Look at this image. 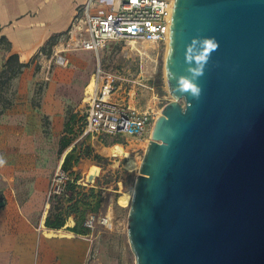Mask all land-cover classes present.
I'll return each mask as SVG.
<instances>
[{"label": "water", "instance_id": "95a60500", "mask_svg": "<svg viewBox=\"0 0 264 264\" xmlns=\"http://www.w3.org/2000/svg\"><path fill=\"white\" fill-rule=\"evenodd\" d=\"M165 80L127 214L135 264H264V0H173Z\"/></svg>", "mask_w": 264, "mask_h": 264}, {"label": "crops", "instance_id": "0c3cea01", "mask_svg": "<svg viewBox=\"0 0 264 264\" xmlns=\"http://www.w3.org/2000/svg\"><path fill=\"white\" fill-rule=\"evenodd\" d=\"M86 2L0 0V37L9 43L7 57L16 55L28 65L15 78L17 100L0 117V264H71L80 256L73 252L74 238L50 237L40 225L53 171L69 148L65 138L80 126L74 77L66 67L44 80L31 61L68 29ZM75 60L69 55V62ZM49 150L59 153L56 166Z\"/></svg>", "mask_w": 264, "mask_h": 264}, {"label": "rangeland", "instance_id": "374dc122", "mask_svg": "<svg viewBox=\"0 0 264 264\" xmlns=\"http://www.w3.org/2000/svg\"><path fill=\"white\" fill-rule=\"evenodd\" d=\"M51 44L44 49L48 50ZM138 45L148 47L149 59L143 60L140 53L130 50L128 44L119 42L108 43L98 52L69 53L76 57L74 62H69L67 69L74 77L72 91L79 102V125L85 112L84 91L90 86L92 75L98 67L120 78L122 88L118 94L125 99L128 93L131 94V101L136 107L147 110L154 119L165 105L173 101L165 80L166 46ZM8 50L9 43L0 37V73L5 68ZM0 95L13 102L17 100L15 78L0 88ZM180 104L183 102L180 101ZM80 127L70 138H65L69 148L59 160V166H62L69 154L65 168L61 167L68 178L67 197L49 201L40 223L43 233H48L50 237L76 240L77 248H73V252H80V256L71 264H135L127 237V214L134 181L146 151L144 143L149 130L142 137L127 142H112L107 138L101 142L90 136H82ZM50 152L54 155L51 157L50 153L49 158L56 166L59 153ZM57 170L55 167L53 176ZM46 215L52 223L63 221L62 229L45 232L44 229H48L44 224ZM88 217H107L111 226L86 224Z\"/></svg>", "mask_w": 264, "mask_h": 264}, {"label": "built area", "instance_id": "2783aa9c", "mask_svg": "<svg viewBox=\"0 0 264 264\" xmlns=\"http://www.w3.org/2000/svg\"><path fill=\"white\" fill-rule=\"evenodd\" d=\"M173 0H87L73 18L68 29L48 50L40 49L32 58V65L44 73V80L55 68H66L69 53L98 52L108 43L119 42L166 46L169 40ZM139 53V52H138ZM96 86L91 93L84 91V110L80 131L82 136L103 141L123 142L142 137L151 127L154 117L131 101L121 97L120 78L99 67L92 75ZM68 178L58 167L51 179L46 202L67 197ZM111 226L107 217H88L86 224Z\"/></svg>", "mask_w": 264, "mask_h": 264}, {"label": "trees", "instance_id": "16d2710c", "mask_svg": "<svg viewBox=\"0 0 264 264\" xmlns=\"http://www.w3.org/2000/svg\"><path fill=\"white\" fill-rule=\"evenodd\" d=\"M53 41L54 39L51 40L52 44H53ZM4 67H5L4 70H2V72L0 73V88L3 85L7 84L8 81L16 78L19 74H21L22 70L28 67V65L19 63L18 57L16 55H11L7 58L6 64ZM3 77H5V80H2ZM13 104H14L13 100L5 99L4 97L0 95V117ZM68 160H69V154L66 156L62 167L65 168ZM45 226L48 228H52V229H60L63 227V221H57L56 223H52L49 221V219H47L45 221Z\"/></svg>", "mask_w": 264, "mask_h": 264}, {"label": "bare ground", "instance_id": "6f19581e", "mask_svg": "<svg viewBox=\"0 0 264 264\" xmlns=\"http://www.w3.org/2000/svg\"><path fill=\"white\" fill-rule=\"evenodd\" d=\"M130 45H132V48L133 49H136V50H138V52L140 53V55L142 56V59L143 60H145V59H149L150 58V55H149V53H148V47L147 46H141V45H138V44H136V43H131ZM152 46V45H151ZM154 49V48H153ZM152 49V50H153ZM167 49H168V43H167V45H166V47H165V53H164V55L166 56V53H167ZM138 55V54H137ZM164 56V57H165ZM90 86L87 88V90H86V93H91L93 90H94V87L96 86V81H95V77L93 76V78H92V80L90 81V84H89ZM161 116V111H160V113L158 114V117H157V119H159V117ZM156 119V116H155V119H154V121H153V123H152V125H151V127L149 128V134H148V138H147V140H146V142L144 143V146L145 147H147V145L149 144V142L148 141H151V138H150V132H151V129H152V126H153V124L155 123V121L157 120ZM127 148V147H126ZM141 165V164H140ZM59 167H61V166H59ZM140 168V167H139ZM91 179V178H90ZM89 179V180H90Z\"/></svg>", "mask_w": 264, "mask_h": 264}]
</instances>
